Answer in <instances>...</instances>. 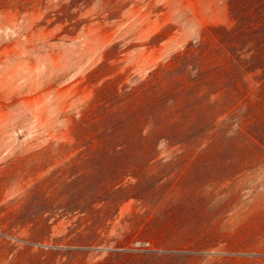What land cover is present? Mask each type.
Wrapping results in <instances>:
<instances>
[{
    "label": "rangeland",
    "instance_id": "obj_1",
    "mask_svg": "<svg viewBox=\"0 0 264 264\" xmlns=\"http://www.w3.org/2000/svg\"><path fill=\"white\" fill-rule=\"evenodd\" d=\"M229 22L227 0H120L111 8L107 0H0V264H44L31 256L33 238H95L68 252L87 263L128 238V247L161 246L132 234L146 228L192 240L201 248L195 264L264 252V157L242 152L246 139L232 121L208 140H161L150 160L77 158L81 147L72 148L73 140H99L104 80L120 74L134 84L206 25ZM126 166H138L123 177L129 188L99 189ZM112 196L107 217L90 229L87 214L68 211Z\"/></svg>",
    "mask_w": 264,
    "mask_h": 264
},
{
    "label": "trees",
    "instance_id": "obj_2",
    "mask_svg": "<svg viewBox=\"0 0 264 264\" xmlns=\"http://www.w3.org/2000/svg\"><path fill=\"white\" fill-rule=\"evenodd\" d=\"M107 1L108 8L120 2ZM227 5L229 23L206 25L195 40L171 52L136 83L123 84V75L115 74L97 87L99 140H73L72 148L81 147L77 158L150 160L157 155L161 140H195L201 135L208 140L214 136L211 130L224 120L232 121L246 139L242 152L264 157V0H227ZM64 19L68 21L66 28L73 26L72 18ZM106 121L108 128L104 126ZM104 134L108 140L102 139ZM137 167L116 168L109 184L103 182L99 189L112 188L111 192H116L129 188L131 183L122 186L123 177ZM110 199L98 208L68 211L87 214L91 223L85 229H90L96 219L107 217L117 198ZM101 210H105L104 215L99 214ZM133 233L149 242L155 239L161 246L128 247V238L114 245L113 255L87 263L68 252L93 246L95 238L51 243L33 238L31 249H36L31 256L43 255L44 264H195L201 249L188 238L182 242L167 238L160 228ZM238 251L208 264H264V252Z\"/></svg>",
    "mask_w": 264,
    "mask_h": 264
}]
</instances>
